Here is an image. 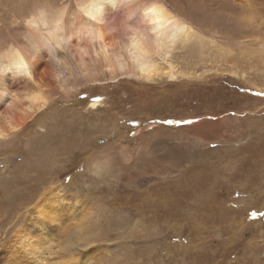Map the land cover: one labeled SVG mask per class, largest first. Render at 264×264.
Wrapping results in <instances>:
<instances>
[{
    "label": "rangeland",
    "instance_id": "374dc122",
    "mask_svg": "<svg viewBox=\"0 0 264 264\" xmlns=\"http://www.w3.org/2000/svg\"><path fill=\"white\" fill-rule=\"evenodd\" d=\"M167 1L196 30L169 56L185 76L55 91L0 143V264L87 245L88 264H264V0ZM76 3L0 0V52L25 18ZM56 184L79 215L49 223L47 257L20 258L14 235L37 234L24 226Z\"/></svg>",
    "mask_w": 264,
    "mask_h": 264
},
{
    "label": "bare ground",
    "instance_id": "6f19581e",
    "mask_svg": "<svg viewBox=\"0 0 264 264\" xmlns=\"http://www.w3.org/2000/svg\"><path fill=\"white\" fill-rule=\"evenodd\" d=\"M186 11L193 14V9L187 7ZM23 25L25 40L0 52L2 144L34 120L55 91L72 95L83 86L121 78L149 83L185 76L187 73L168 62L169 56L195 35L193 20L176 12L167 0H77L69 14L65 10L54 14L41 11L25 18ZM162 60L168 65H162ZM101 105L95 100L90 108ZM69 200L63 197L59 184L44 191L32 206L30 223L24 226L37 234L31 236L19 229L10 248L20 252V258L23 255L36 261L47 257L44 250L52 241L49 223L61 220L63 214L68 220L79 215V202L71 205ZM90 250L87 245L77 260L63 255L53 263L88 264L93 254Z\"/></svg>",
    "mask_w": 264,
    "mask_h": 264
}]
</instances>
